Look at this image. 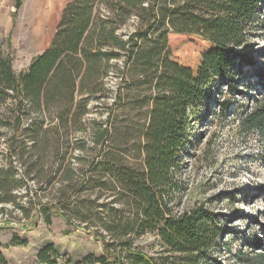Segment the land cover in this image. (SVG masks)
Listing matches in <instances>:
<instances>
[{
    "label": "trees",
    "instance_id": "1",
    "mask_svg": "<svg viewBox=\"0 0 264 264\" xmlns=\"http://www.w3.org/2000/svg\"><path fill=\"white\" fill-rule=\"evenodd\" d=\"M21 3L14 0L12 15ZM257 32L264 33V0H70L49 44L26 70L16 73L11 53L0 46V130L8 132L0 135L7 165L0 173V204L24 188L26 206H17L26 219L38 209L50 224L51 210L78 209V225L89 230L93 214L99 215L102 227L92 233L112 264H123L130 252L131 264H160L133 248L147 233L178 258L174 264H264V220L255 236L225 241L213 202L186 199L183 178L197 126L214 102L224 116L242 94L239 86L255 96L248 95V104L235 102L237 129L243 137L258 136L251 158L264 167V76L256 85L240 73L241 62L252 64L243 50ZM111 78L118 80L114 91ZM93 98L106 116L91 128L83 118ZM73 131L87 132L91 149L97 148L78 168L80 179L67 159L71 142L84 148L83 139H69ZM52 153L59 155L56 171L71 173L53 194L47 191ZM201 156L207 160L209 149ZM56 255L47 243L37 260L56 264ZM87 258L108 264L104 256ZM0 264H6L1 252Z\"/></svg>",
    "mask_w": 264,
    "mask_h": 264
},
{
    "label": "rangeland",
    "instance_id": "2",
    "mask_svg": "<svg viewBox=\"0 0 264 264\" xmlns=\"http://www.w3.org/2000/svg\"><path fill=\"white\" fill-rule=\"evenodd\" d=\"M68 1L70 0H22L15 15L11 16V27L7 30L0 24V46L4 52L9 50L11 53V64L16 73L26 70L31 58L49 44L59 14ZM126 30L123 28L118 34L123 35ZM243 51L245 56H251L252 64L241 62V79L258 85V76H264V33L257 32ZM117 83V79L111 78L108 83L111 91L116 89ZM238 89L242 94L236 96L224 116H219L216 102L211 104L210 112L196 128L195 147L192 156L187 159L188 164L183 175L190 189L186 199L189 201L207 199L209 203L213 202L212 209L223 221L225 241L255 236L258 224L264 220L262 215L264 167L251 158L259 150V138L255 133L246 137L241 136L236 124V117L240 111L235 109V102L248 104L250 101L248 95L253 97L255 94L243 92L244 88L240 86ZM222 96L229 97V93L226 92ZM112 100L109 98L108 103ZM99 103L93 98L88 104L89 113L83 118L87 127L94 128L93 123L105 118L106 114L98 113ZM119 119L124 122L126 120L124 115ZM139 119L140 124H143V119L141 117ZM4 132L6 131L1 128L0 135L3 138L8 135V132L6 134ZM86 133L73 131L69 135L73 142L78 139L84 140L83 149L71 142L67 151L74 179L81 178L78 168L85 165L84 163L97 152V148L91 149L92 143L88 141ZM116 141L113 145H118L119 141ZM208 149L210 157L204 160L201 154ZM110 150H113V146ZM4 155L5 148L0 143V173L7 168L3 160ZM58 159L59 155L52 153L47 160V165L53 167L51 184L47 190L52 194L61 184V178L71 174H65L63 170L56 171ZM236 174L239 176L235 177ZM10 186H15V183L10 181ZM25 192L24 188L14 189L9 202L0 204V252L6 264H39L37 253L47 243L54 244L57 253L56 264H99L92 258H87L88 255L104 256L108 264H112L111 256L104 252L102 241L92 233L93 228L102 227L99 215L93 214L95 226H89V230L78 225V219L82 216L78 209L67 212L51 210L47 213L50 224L44 222V213L38 209L31 211L29 218L26 219L24 212L18 207L26 206ZM93 197L94 195H91V198ZM46 199L47 196L42 197V201ZM100 202L102 199L98 201ZM66 215L70 216V222L65 220ZM134 247L160 264H174V260L178 261V258L171 257L155 234L147 233L140 236L134 241ZM123 255V264H131L135 257L134 252Z\"/></svg>",
    "mask_w": 264,
    "mask_h": 264
},
{
    "label": "crops",
    "instance_id": "3",
    "mask_svg": "<svg viewBox=\"0 0 264 264\" xmlns=\"http://www.w3.org/2000/svg\"><path fill=\"white\" fill-rule=\"evenodd\" d=\"M14 6V0H0V8L4 7V9H0V24L3 25L7 30L11 27L12 24V7ZM6 7V9H5Z\"/></svg>",
    "mask_w": 264,
    "mask_h": 264
}]
</instances>
